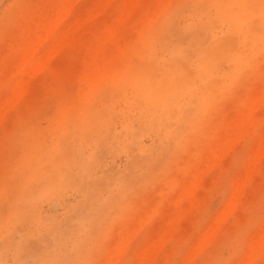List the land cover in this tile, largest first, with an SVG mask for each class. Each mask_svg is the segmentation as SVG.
<instances>
[{"label":"rangeland","instance_id":"1","mask_svg":"<svg viewBox=\"0 0 264 264\" xmlns=\"http://www.w3.org/2000/svg\"><path fill=\"white\" fill-rule=\"evenodd\" d=\"M215 1L0 0V264L210 262L247 228L241 201L252 188L259 210L264 167L259 85L195 118L258 66L264 40L223 58L238 48ZM149 90L170 119L147 113ZM189 131L195 161L177 151ZM242 260L264 264L259 230Z\"/></svg>","mask_w":264,"mask_h":264},{"label":"snow or ice","instance_id":"2","mask_svg":"<svg viewBox=\"0 0 264 264\" xmlns=\"http://www.w3.org/2000/svg\"><path fill=\"white\" fill-rule=\"evenodd\" d=\"M259 7L262 13H264V0H259V4L255 5ZM78 60V53L75 48L69 49L62 61L65 64H75ZM247 73V75H245ZM259 85V95L261 102V120L260 127L264 130V51H262L259 64L257 66L255 59L250 60L246 67L241 70L235 78V81L230 88L219 91L214 98H205L201 101V107L196 116V121H203L214 116L216 112H219L227 106L233 96L240 90L245 89L248 95L254 93L256 85ZM186 142L181 143L177 147V151L185 157H190L195 161L198 159L200 152L198 150V144L196 142L195 134L191 131L185 134ZM158 190L152 186L145 187L138 192L134 193L129 200V211L135 210L136 204L141 201H148L156 194ZM255 203V191L249 188L246 199L241 201V212L247 217V228L236 236L232 244L225 249L220 257L213 259L210 262L198 260L195 264H245L242 260L243 255L248 249V245L255 235L257 230L264 236V167L261 168L260 173V187H259V210L254 207ZM98 251L104 254L107 251L105 242H101L98 245ZM97 264H105V260H100ZM120 264H135L127 258L122 260ZM168 264H187L183 260H172Z\"/></svg>","mask_w":264,"mask_h":264},{"label":"bare ground","instance_id":"3","mask_svg":"<svg viewBox=\"0 0 264 264\" xmlns=\"http://www.w3.org/2000/svg\"><path fill=\"white\" fill-rule=\"evenodd\" d=\"M214 3L216 6L218 18L228 24L229 31L234 35V37L237 41V48L238 49L235 52L232 51L231 53H229L223 57V58H226L227 60H229V62L231 61V63L233 64L234 62L237 61V59L242 57L241 50H243L246 54H249L255 48H257L260 45L259 44V43H261L260 39L264 40V13L261 12L259 7L255 6V5L259 4V0H225V1L224 0H216ZM201 55H203V54H201ZM243 58H244V56H243ZM45 61L47 63V59H45ZM45 61L44 60L41 61V63L37 66L41 69H42V67L44 68L45 64H46ZM51 62L52 61H50V63ZM50 63L48 62L49 65H50ZM42 64H43V66H42ZM40 65L42 67H40ZM35 66L36 65L33 66L34 68H31L29 70L31 73H33L32 71H33V69H35ZM37 66H36V68L38 69ZM226 71L227 70H225V72ZM227 72H229V71H227ZM103 73H104V71H103ZM202 73H204V71ZM99 74H102V73L99 72ZM28 75H30V74H28ZM103 75H105V74H103ZM31 76L32 75L28 76V78H30ZM33 76H34V74H33ZM98 76L96 75V79ZM225 76H227V75H225ZM188 82L189 83L191 82L190 79ZM208 87H210V86H208ZM23 90H25V89H23ZM220 90H221V88H220ZM203 91H206V90H203ZM208 92H209V90H208ZM151 93H154V94H151ZM159 93L160 92H152V90H149L147 93H145L146 94L145 100L147 102V108H146L147 113H150L152 116L154 115V117H157V119H159L158 123H161L166 118L170 119V116L168 117V113H167L168 104H167L165 98L163 96H161ZM22 94H23V92H22ZM150 94L152 95L151 100H149ZM229 203H231V202H229ZM232 206H233V204H232ZM232 209H233V207H232ZM228 212H230V211H228Z\"/></svg>","mask_w":264,"mask_h":264}]
</instances>
